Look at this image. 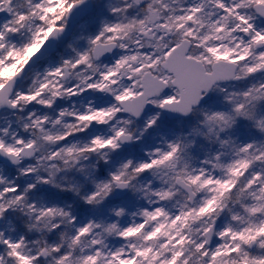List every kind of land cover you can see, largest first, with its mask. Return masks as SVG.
I'll list each match as a JSON object with an SVG mask.
<instances>
[{"label": "snow or ice", "instance_id": "obj_1", "mask_svg": "<svg viewBox=\"0 0 264 264\" xmlns=\"http://www.w3.org/2000/svg\"><path fill=\"white\" fill-rule=\"evenodd\" d=\"M0 114V264H264V0H0Z\"/></svg>", "mask_w": 264, "mask_h": 264}, {"label": "water", "instance_id": "obj_2", "mask_svg": "<svg viewBox=\"0 0 264 264\" xmlns=\"http://www.w3.org/2000/svg\"><path fill=\"white\" fill-rule=\"evenodd\" d=\"M86 9H89V8L88 7H84V8L78 9V10H76L74 12L73 19L70 22V27H69L70 31H72L74 29L77 21L82 17L83 11L86 10Z\"/></svg>", "mask_w": 264, "mask_h": 264}, {"label": "rangeland", "instance_id": "obj_3", "mask_svg": "<svg viewBox=\"0 0 264 264\" xmlns=\"http://www.w3.org/2000/svg\"><path fill=\"white\" fill-rule=\"evenodd\" d=\"M117 2H118V0H112V3H113V4H116ZM88 15H89V10H86L85 13H84V15H83V17H82V19L79 21V23L82 22L83 20L87 19ZM79 23H78V24H79ZM0 115H2V114H0ZM67 199H68L69 201H71V200L74 199V198H73L71 195H69V196L67 197ZM17 223H18V222H17ZM2 227H5V225H4L3 223H0V228H2ZM21 231H23V229H21Z\"/></svg>", "mask_w": 264, "mask_h": 264}]
</instances>
